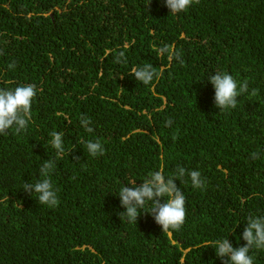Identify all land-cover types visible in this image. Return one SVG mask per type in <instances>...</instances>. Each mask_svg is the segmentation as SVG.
Masks as SVG:
<instances>
[{
  "label": "trees",
  "instance_id": "16d2710c",
  "mask_svg": "<svg viewBox=\"0 0 264 264\" xmlns=\"http://www.w3.org/2000/svg\"><path fill=\"white\" fill-rule=\"evenodd\" d=\"M146 4L0 0V88L37 89L27 130L0 134V264H222L215 241L243 246L248 216H264V0H200L178 14L165 0ZM149 64L157 75L145 85L131 69ZM216 72L248 82L235 109L215 107ZM53 131L63 134L61 156ZM89 140L104 154L91 156ZM45 160L56 161V207L23 190ZM178 167L206 182L174 181L186 198L179 230L162 232L150 204L137 224L120 218L124 185ZM250 255L264 264V249Z\"/></svg>",
  "mask_w": 264,
  "mask_h": 264
},
{
  "label": "clouds",
  "instance_id": "9594fccd",
  "mask_svg": "<svg viewBox=\"0 0 264 264\" xmlns=\"http://www.w3.org/2000/svg\"><path fill=\"white\" fill-rule=\"evenodd\" d=\"M199 2L200 0H165V6L170 13L178 14L187 11L193 3L198 4ZM150 4L151 0H147V9ZM159 52L166 54L169 61L176 60L181 64L184 62L181 54L169 46L161 47ZM116 61L118 63L127 62L124 51L116 52ZM8 67L15 68V62L10 63ZM131 74L137 81L145 85H149L157 75L150 64L133 67ZM208 81L214 88L215 107L220 111L235 109L238 97L248 92L247 81L238 86L237 80L226 72H216ZM36 95L37 89L33 84L17 86L14 89L0 88V134L7 135L11 128H14L17 134L27 130L28 121L31 118L32 102ZM251 95H257V90L252 89ZM80 123L86 132L94 131L88 117L81 116ZM171 124L172 120L169 119L165 126L170 127ZM50 136V144L56 150L57 155L61 156L65 150L63 134L53 131ZM84 143L87 152L93 157L103 155L105 152L99 140H89ZM251 158L259 159V153H253ZM75 159L79 160V157H75ZM55 168V160H45L39 169L41 178L35 183H24L23 186L26 193L37 194L39 204L48 207H56L60 203L57 190L51 181V173ZM186 175L190 177L194 188L204 190L206 182L202 179L201 173L197 170L187 172L183 167H178L173 175L167 177L162 170L149 173L139 186L136 185V181L128 183L131 187L124 185L118 194L120 205L125 209L119 214L120 218L124 216L129 223L137 224L138 217L141 215L140 209L146 204H150V210L146 213L152 215L155 223L162 228V232L179 230L186 219V198L184 192L174 181L180 180L182 184ZM162 199L164 202H161ZM242 239L246 244L240 247H233L228 238L215 241L214 249L222 264H254L250 252L252 249H264V216H248Z\"/></svg>",
  "mask_w": 264,
  "mask_h": 264
}]
</instances>
